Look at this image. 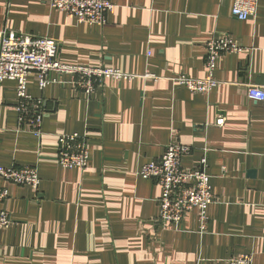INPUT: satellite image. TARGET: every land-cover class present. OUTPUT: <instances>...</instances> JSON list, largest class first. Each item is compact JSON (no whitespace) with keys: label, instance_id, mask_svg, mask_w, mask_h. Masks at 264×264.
I'll return each instance as SVG.
<instances>
[{"label":"crops","instance_id":"1","mask_svg":"<svg viewBox=\"0 0 264 264\" xmlns=\"http://www.w3.org/2000/svg\"><path fill=\"white\" fill-rule=\"evenodd\" d=\"M106 24L78 23L48 0H0V31L58 41L63 64L115 68L89 96L71 75L39 90L41 135L18 128L16 83L0 89V166L36 168L37 190L0 177V203L12 224L0 228V264H230L250 254L264 264V104L247 98L264 85V0L254 16L231 15L233 0H110ZM227 34L242 46L221 54L209 93L190 92L178 74L205 78V45ZM223 119L221 124L217 120ZM85 134V169L57 161V137ZM170 142L191 147L183 170L210 175L213 201L203 230L198 210L159 224L160 187L138 175Z\"/></svg>","mask_w":264,"mask_h":264},{"label":"built area","instance_id":"2","mask_svg":"<svg viewBox=\"0 0 264 264\" xmlns=\"http://www.w3.org/2000/svg\"><path fill=\"white\" fill-rule=\"evenodd\" d=\"M258 0H233L231 15L238 20H246L256 13ZM51 8L72 16L78 23L89 25L106 24V15L114 4L110 0H48ZM58 41L49 37L0 31V89L4 80L16 83L15 94L17 124L19 129L27 128L36 136L41 135V123L45 113L42 100L32 97L27 91V79L35 74L41 91L53 82L52 73L71 75L70 83L88 96L97 84L106 79L128 80L132 75L115 68L91 67L63 64L58 60ZM205 78H193L178 74L173 78L190 92L209 93L219 85L214 77L217 58L224 53L238 52L242 46L227 34L212 36L205 45ZM248 99L264 104V85L249 84ZM223 119L219 118L217 124ZM191 147L178 142H170L158 160L143 164L138 175L153 180L161 190L158 198L159 214L155 221L159 224L178 225L183 216L192 209L198 210L199 228L204 229L207 207L213 201L210 175L204 170L205 157L200 167L185 171L181 166L182 157L189 154ZM89 159L87 138L78 132L60 134L57 137V161L64 168H86ZM0 177L18 185H27L37 190L40 183L38 172L33 166L2 167ZM9 197V191L0 187V203ZM12 220L8 212L0 208V228H8ZM230 264H252L250 254H240L229 261Z\"/></svg>","mask_w":264,"mask_h":264}]
</instances>
